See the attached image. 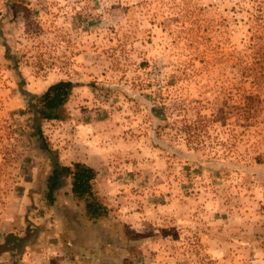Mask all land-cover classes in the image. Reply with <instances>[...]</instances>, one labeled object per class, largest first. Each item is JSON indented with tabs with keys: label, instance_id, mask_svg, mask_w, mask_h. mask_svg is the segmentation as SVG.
<instances>
[{
	"label": "rangeland",
	"instance_id": "rangeland-1",
	"mask_svg": "<svg viewBox=\"0 0 264 264\" xmlns=\"http://www.w3.org/2000/svg\"><path fill=\"white\" fill-rule=\"evenodd\" d=\"M8 1L0 0V259L11 229H32L40 245L62 228V239L82 246L97 232L119 264H264L256 1ZM59 79L78 84L41 129L61 163L97 171L110 213L96 222L68 179L52 206L44 197L51 163L30 136L22 90L41 93Z\"/></svg>",
	"mask_w": 264,
	"mask_h": 264
},
{
	"label": "trees",
	"instance_id": "trees-1",
	"mask_svg": "<svg viewBox=\"0 0 264 264\" xmlns=\"http://www.w3.org/2000/svg\"><path fill=\"white\" fill-rule=\"evenodd\" d=\"M24 2V0H9L10 5L13 2ZM256 10L258 12L255 22V28L252 29L251 40L253 42L260 40L264 43V0H255ZM9 58V55H6ZM15 58V57H14ZM15 63V70L18 69L17 59H12ZM246 69H249L246 67ZM250 71V70H249ZM70 79H59L49 84L41 93H32L23 89L22 92L26 97V107L28 116L26 118L30 136H33L42 149L49 157L51 168L46 178V191L44 197L48 205L54 204L55 193L63 183L68 179L70 185V194L83 205V211L87 218L92 222L107 218L110 213V207L101 200L95 189L97 171L89 164L77 160L69 164H63L59 161L56 150L52 149L44 137L41 129V120H52L60 117L61 108L68 102L73 88L77 85ZM33 231L11 229L9 234L4 237L6 243H11L1 252L0 264H15L17 256L20 255L23 241L27 234ZM22 233V234H21ZM24 233V234H23ZM14 249H13V248Z\"/></svg>",
	"mask_w": 264,
	"mask_h": 264
},
{
	"label": "crops",
	"instance_id": "crops-1",
	"mask_svg": "<svg viewBox=\"0 0 264 264\" xmlns=\"http://www.w3.org/2000/svg\"><path fill=\"white\" fill-rule=\"evenodd\" d=\"M66 217V216H65ZM67 221V218H65ZM93 224V223H92ZM89 226V225H88ZM85 227L94 233L93 226ZM92 229V230H91ZM64 230V229H63ZM62 228L47 233L43 244L34 235H26L20 248V255L17 256L15 264H119L116 261V254L107 242L100 240L97 232L89 241V245L82 246L70 240L66 242L61 238ZM32 234L34 231H31ZM30 232V233H31ZM22 234V233H21ZM24 234V233H23ZM29 234V233H28ZM102 242H104L102 244ZM38 244V245H37ZM43 245V246H41ZM152 264V263H151ZM159 264V263H157ZM163 264V263H162Z\"/></svg>",
	"mask_w": 264,
	"mask_h": 264
}]
</instances>
